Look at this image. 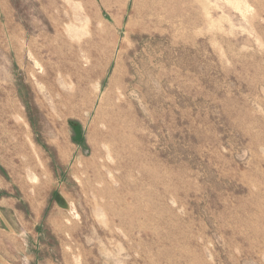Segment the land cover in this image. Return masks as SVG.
I'll return each instance as SVG.
<instances>
[{"label": "rangeland", "instance_id": "374dc122", "mask_svg": "<svg viewBox=\"0 0 264 264\" xmlns=\"http://www.w3.org/2000/svg\"><path fill=\"white\" fill-rule=\"evenodd\" d=\"M107 2L0 0V177L32 264H264V0H173L155 28ZM34 43L59 57L37 67Z\"/></svg>", "mask_w": 264, "mask_h": 264}, {"label": "bare ground", "instance_id": "6f19581e", "mask_svg": "<svg viewBox=\"0 0 264 264\" xmlns=\"http://www.w3.org/2000/svg\"><path fill=\"white\" fill-rule=\"evenodd\" d=\"M172 1L173 0H144L143 5L141 7L142 8L141 17H142V21L145 22L144 24L149 25L154 28L161 27V25L165 22L164 21L165 16L167 15L168 8L170 4L172 3ZM103 5L106 8L109 7L107 0H103ZM114 22L116 26H120V23L117 20H114ZM46 45L48 44L46 43ZM29 48L34 55L36 66L40 68H42L43 66H46L47 64L45 60L46 59L45 52L47 50L45 48L49 49V51L51 52V55L53 54V58L59 57L58 51L56 49L55 50L51 49L50 46H42L41 48H39L34 43V44H31ZM118 70H120V67L116 68L115 75H117ZM44 81H45V76L43 75L38 76L35 80L38 86H40L41 92L43 93V99L45 102L44 104L47 109V115H48V120H49V119H53V115L50 113L48 106L46 104L47 96L50 93H49L48 88H44L42 86V83ZM1 94L5 97L4 104L8 112V119L14 124L15 128L18 130V132L23 137L28 136V129L24 121L22 110L17 105L16 101L14 100L13 94L10 92L6 94L1 92ZM132 107H133V101L131 100V97L127 92V88L124 85H120L117 88V91L115 92V94L113 95V100L109 104V108L106 112V122H105L106 134H105L104 140H106V142L110 144V147L117 149V147L115 146L116 144L115 142H117L118 137L122 134L123 126L128 121V118H129L128 114ZM90 134L92 135V137L96 135L95 130L91 129ZM100 153L101 152L99 151L97 147L94 148L93 149V155H94L93 160L90 163H87L85 165L86 166L94 165L97 162L98 156L100 157L101 155ZM81 162L76 165L75 167L76 171L80 169ZM82 163H85V162H82Z\"/></svg>", "mask_w": 264, "mask_h": 264}, {"label": "crops", "instance_id": "0c3cea01", "mask_svg": "<svg viewBox=\"0 0 264 264\" xmlns=\"http://www.w3.org/2000/svg\"><path fill=\"white\" fill-rule=\"evenodd\" d=\"M7 186L0 177V264L35 263L36 258L29 255L16 230L17 218L24 217V213L19 211L18 201Z\"/></svg>", "mask_w": 264, "mask_h": 264}, {"label": "water", "instance_id": "95a60500", "mask_svg": "<svg viewBox=\"0 0 264 264\" xmlns=\"http://www.w3.org/2000/svg\"><path fill=\"white\" fill-rule=\"evenodd\" d=\"M55 201L59 208L63 210H70L69 203L66 201V199L61 194L56 195Z\"/></svg>", "mask_w": 264, "mask_h": 264}]
</instances>
